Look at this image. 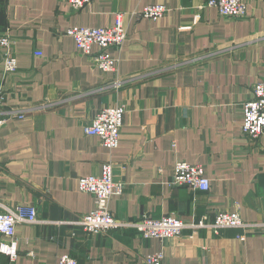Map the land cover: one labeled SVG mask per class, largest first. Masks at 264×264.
Masks as SVG:
<instances>
[{
  "label": "crops",
  "instance_id": "0c3cea01",
  "mask_svg": "<svg viewBox=\"0 0 264 264\" xmlns=\"http://www.w3.org/2000/svg\"><path fill=\"white\" fill-rule=\"evenodd\" d=\"M206 2L90 0L73 11L66 0H0V35L12 36L17 62L14 73L0 71L3 109L49 102L0 125V203L32 205L38 219L16 225V264H56L62 254L78 264H144L156 252L162 264H264V134L250 140L241 132L242 104L264 81V0H245L242 18L222 17ZM149 4L168 11L157 20L131 14ZM117 13L127 38L109 51L116 71L103 72L65 30L109 27ZM117 105L123 125L108 149L83 126ZM178 160L202 165L210 188L169 184ZM105 162L121 184L109 201L117 219L211 222L219 210H236L258 226L185 228L164 239L133 228L87 234L77 222L94 199L77 182ZM0 264H8L3 254Z\"/></svg>",
  "mask_w": 264,
  "mask_h": 264
},
{
  "label": "built area",
  "instance_id": "2783aa9c",
  "mask_svg": "<svg viewBox=\"0 0 264 264\" xmlns=\"http://www.w3.org/2000/svg\"><path fill=\"white\" fill-rule=\"evenodd\" d=\"M71 10L77 11L90 0H66ZM206 6L214 7L218 14L226 18H242L247 15L245 0H207ZM168 8L163 4H149L143 8L131 12L137 18L157 20L163 17ZM188 29L189 27H184ZM70 36L80 54L87 56L93 66L103 72H115L117 59L110 55V49L120 50L127 38V31L122 22V13H117L114 23L109 27L70 26L65 30ZM12 36L9 33L0 35L1 72L4 75L12 74L17 70V62L11 48ZM96 47L93 50V47ZM40 55V52H35ZM116 79L114 86L120 85ZM5 92L0 82V125L8 118H24L32 110L40 109L49 104L43 102L37 106L25 109H3ZM242 134L250 140H255L264 134V81L256 82L252 86L251 96L243 104ZM124 109L122 106L105 107L98 110L90 122L83 126V132L98 138L100 144L108 149L118 146L120 129L123 125ZM169 184L185 185L193 191H206L210 188V181L205 169L200 164H191L184 160H178L174 164L173 174ZM77 187L80 191L93 196V208L78 219L77 224L87 234L106 233L111 230L133 228L138 234L147 238H171L181 234L183 229L207 228L217 233L223 228L252 229L258 224L245 222L235 211L219 210L214 213L213 220L207 222L204 219L197 222H185L180 217L165 215L158 219L143 217L137 221L120 220L112 216L109 210V201L113 195L121 193V184L114 181L113 164L105 162L101 166L98 175L81 176L78 178ZM20 222L36 223L37 212L32 205L19 204L14 207L0 203V254L8 259V264H16L18 256V241L16 237V225ZM244 239V236H240ZM163 253L156 252L143 257L144 264H162ZM56 264H78L76 259L69 254L58 257Z\"/></svg>",
  "mask_w": 264,
  "mask_h": 264
}]
</instances>
